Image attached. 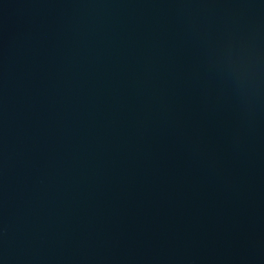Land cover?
<instances>
[{"label":"water","instance_id":"obj_1","mask_svg":"<svg viewBox=\"0 0 264 264\" xmlns=\"http://www.w3.org/2000/svg\"><path fill=\"white\" fill-rule=\"evenodd\" d=\"M0 264H264V0H0Z\"/></svg>","mask_w":264,"mask_h":264}]
</instances>
